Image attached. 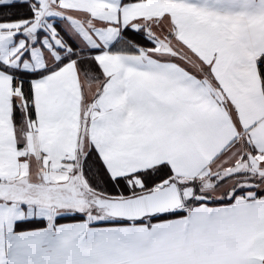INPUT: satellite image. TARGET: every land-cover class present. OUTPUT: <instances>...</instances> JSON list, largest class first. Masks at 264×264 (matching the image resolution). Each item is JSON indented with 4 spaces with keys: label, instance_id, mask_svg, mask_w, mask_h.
Here are the masks:
<instances>
[{
    "label": "snow or ice",
    "instance_id": "obj_1",
    "mask_svg": "<svg viewBox=\"0 0 264 264\" xmlns=\"http://www.w3.org/2000/svg\"><path fill=\"white\" fill-rule=\"evenodd\" d=\"M0 264H264V0H0Z\"/></svg>",
    "mask_w": 264,
    "mask_h": 264
}]
</instances>
